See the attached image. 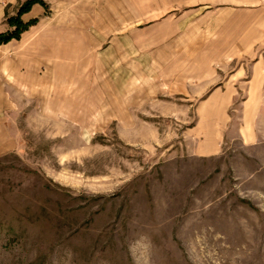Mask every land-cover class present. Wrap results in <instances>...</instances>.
I'll return each instance as SVG.
<instances>
[{
    "label": "rangeland",
    "instance_id": "374dc122",
    "mask_svg": "<svg viewBox=\"0 0 264 264\" xmlns=\"http://www.w3.org/2000/svg\"><path fill=\"white\" fill-rule=\"evenodd\" d=\"M52 6L60 74L41 66L0 156V264H264V149L249 161L232 140L264 0ZM232 85L233 129L199 158L197 112Z\"/></svg>",
    "mask_w": 264,
    "mask_h": 264
},
{
    "label": "crops",
    "instance_id": "0c3cea01",
    "mask_svg": "<svg viewBox=\"0 0 264 264\" xmlns=\"http://www.w3.org/2000/svg\"><path fill=\"white\" fill-rule=\"evenodd\" d=\"M26 1L0 0V35L12 30L7 19L14 17ZM42 1L46 7L34 3L20 17L21 22L28 25L20 38L0 43V156L14 150L12 117L19 107L17 102L27 98L36 83L42 87L41 93H45L47 75L41 66L45 67L44 64L48 63L53 68V76L60 74L61 17L55 16L56 19L51 21L48 16L52 5L54 12H62V0ZM56 45H59L58 49ZM243 89L246 93L241 103L240 124L236 138L232 140L240 141L243 157L251 161L264 149V65H259L257 76L252 80L250 78ZM236 94L238 91L232 85L225 92L215 93L200 106L192 134L195 137V156L212 158L221 152L219 144L233 129L228 110Z\"/></svg>",
    "mask_w": 264,
    "mask_h": 264
},
{
    "label": "trees",
    "instance_id": "16d2710c",
    "mask_svg": "<svg viewBox=\"0 0 264 264\" xmlns=\"http://www.w3.org/2000/svg\"><path fill=\"white\" fill-rule=\"evenodd\" d=\"M34 3L42 4L41 0H28L18 10L14 17L7 19L8 25L12 28L11 31L6 34L0 35V43H8L15 39L18 40L21 34L27 29L28 25L21 22L20 17L26 13Z\"/></svg>",
    "mask_w": 264,
    "mask_h": 264
}]
</instances>
